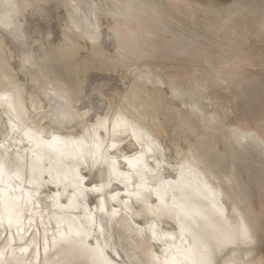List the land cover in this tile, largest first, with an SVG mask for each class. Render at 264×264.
Segmentation results:
<instances>
[{
  "label": "snow or ice",
  "instance_id": "snow-or-ice-1",
  "mask_svg": "<svg viewBox=\"0 0 264 264\" xmlns=\"http://www.w3.org/2000/svg\"><path fill=\"white\" fill-rule=\"evenodd\" d=\"M67 7L59 0H0V81L7 80L11 92V99L0 96L11 109L0 140V264H221L225 257V264H264V256L255 253L258 242L264 245V213L249 205L239 170L227 171V153H219L214 164L208 159L201 164L198 125L188 135L192 122H185L179 144L157 143L135 122L121 127L119 118L113 120L116 107L107 101L111 88L102 76L89 86L83 80L68 83L56 94L45 85L49 96L43 109L34 97L38 115L34 122L26 119L12 77L18 65L9 56L20 66L39 64L45 76L59 82L37 49L75 55L74 47L56 43L60 33L53 27L57 12ZM98 9L117 19L132 14L131 4ZM259 31L264 38V23ZM90 35L93 41L101 36L99 26ZM151 59L152 53L129 46L101 67L111 71L123 62L131 71L135 63L137 75L153 80L154 72L139 67ZM160 82L173 95L184 94L174 83ZM164 99L161 93L157 115L171 135ZM203 117L207 125L208 114ZM125 139L135 140L130 150ZM260 144L264 151V140ZM46 158L61 165L50 166ZM218 167L224 169L219 180L209 175ZM225 184L235 192L227 199L217 192ZM129 235L137 245L132 251L124 242ZM68 254L72 258L63 259Z\"/></svg>",
  "mask_w": 264,
  "mask_h": 264
},
{
  "label": "bare ground",
  "instance_id": "bare-ground-1",
  "mask_svg": "<svg viewBox=\"0 0 264 264\" xmlns=\"http://www.w3.org/2000/svg\"><path fill=\"white\" fill-rule=\"evenodd\" d=\"M32 2L38 4L45 0ZM59 2L67 3L69 7L57 12L53 27L60 36L56 43L63 41L74 47L75 55L37 49L38 57L46 68H51L52 75L58 77L59 82L45 76L39 64L20 66L19 60L9 56V60L18 65L12 71V77L21 89L19 104L26 119L34 122L38 115L33 110L34 97L43 109L49 96L45 85L56 94L68 83L83 80L85 86H89V82H96V78L102 76L111 88L107 101L116 107L113 120L119 118L121 127L135 122L142 126L147 138L155 137L157 143L175 140L179 144L184 142L185 122H192L188 135L198 125L201 164L205 159L214 164L219 153H227V171L239 170L249 205L257 214L264 213V192L261 190L264 151L260 144L264 140V38L259 31L260 24L264 23V0ZM115 3L131 4V16L117 19L100 13L98 5ZM110 18L112 24L108 23ZM97 26L102 35L93 41L90 33ZM110 29L111 36L108 34ZM3 39L0 35V43ZM129 46L152 53V59L148 63L140 62L139 67L146 73L154 72L155 79L149 80L147 75L142 79L136 74L135 63L131 71L123 62L118 67L113 66L111 71L102 69V64H113V58L124 55ZM161 80L174 83L184 94L173 95L172 88ZM161 93L165 98L164 113L171 135L162 124L164 117L157 115ZM4 95L11 99L7 80L0 81V96ZM150 100L155 103H149ZM101 107L98 103L97 111ZM193 107L197 110L194 111ZM6 109L7 104L0 100V140L4 138L3 130L8 123L9 111ZM205 112L209 118L207 125L203 117ZM134 143L135 140L123 141L129 150ZM46 162L53 167L61 165L56 158H46ZM223 171L220 167L215 172L209 169V175L219 180ZM221 191L226 199L228 193L235 195L231 185L225 184L223 189L217 186V192ZM223 208L227 214L228 205L224 204ZM124 242L129 251L137 247L130 235ZM255 253L257 258L264 256V245L258 242ZM71 258L70 254L63 257L65 260ZM225 260L221 264H225Z\"/></svg>",
  "mask_w": 264,
  "mask_h": 264
},
{
  "label": "water",
  "instance_id": "water-1",
  "mask_svg": "<svg viewBox=\"0 0 264 264\" xmlns=\"http://www.w3.org/2000/svg\"><path fill=\"white\" fill-rule=\"evenodd\" d=\"M8 111L10 112V111H11V109H8ZM12 115L14 116V113H12Z\"/></svg>",
  "mask_w": 264,
  "mask_h": 264
}]
</instances>
